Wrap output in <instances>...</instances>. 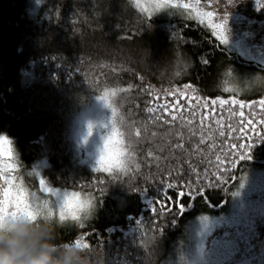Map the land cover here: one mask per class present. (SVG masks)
<instances>
[{
    "label": "trees",
    "instance_id": "1",
    "mask_svg": "<svg viewBox=\"0 0 264 264\" xmlns=\"http://www.w3.org/2000/svg\"><path fill=\"white\" fill-rule=\"evenodd\" d=\"M256 72H264V65L228 49L201 23L181 15L148 19L131 0H0V132L15 139L21 169L29 170L46 158L47 164L41 165L45 182L90 194L94 200L91 218L83 227L75 223L57 227L52 243L77 238L85 249L79 264H163L177 258L187 240V223L200 215L229 211L242 176L264 166V139L257 143L264 138L259 135L264 125H253L257 135L248 133V141L254 143L250 159L240 161L242 152L227 154L226 145L244 141L220 137L219 130L227 133L226 127L212 123L211 130L199 131V121L209 115L211 104L196 110L197 131L191 136L165 110L159 115L169 124L152 123L156 114L146 109L175 105L177 100L188 108L190 101L181 95L165 93L178 89L202 100H239L246 117L255 111L259 121L264 117L259 104L255 109L248 104L264 99V86L252 91L231 87L235 75L247 78ZM128 86L130 93L116 97L114 103L130 121L147 123L148 135L142 133L125 172H94L78 158L70 119L104 87ZM225 87L233 91L225 93ZM229 107L237 114L241 111L229 105L221 112L217 104L212 120L227 124ZM192 118L190 111L184 113V120ZM169 127L173 135L165 138ZM176 133H183L184 139ZM181 143L183 148H174ZM179 192L186 195L178 196ZM200 192L204 196L194 199L193 209L180 214L177 201L187 206ZM144 197L155 205L143 206ZM225 198L219 210L209 206H218ZM161 201L166 207L160 206ZM93 230L109 239L87 235Z\"/></svg>",
    "mask_w": 264,
    "mask_h": 264
},
{
    "label": "rangeland",
    "instance_id": "2",
    "mask_svg": "<svg viewBox=\"0 0 264 264\" xmlns=\"http://www.w3.org/2000/svg\"><path fill=\"white\" fill-rule=\"evenodd\" d=\"M131 1L147 16L148 12H153L152 16L161 18L181 15L189 19L190 13L184 9L167 8L155 12L156 0H139V7L134 0ZM185 2L193 4V7L200 11L214 13L213 16L204 17V23L201 24L212 34L215 32L213 35L228 49L248 61L264 65V0ZM216 25L222 27L217 28ZM262 73L250 74L247 78L235 75L236 84L231 87L252 91L255 86H264ZM242 83L245 86H242ZM109 115L110 110L101 108L93 98L70 119L69 131L75 140L78 158L91 168L96 146L100 143V137L107 132V129L100 127V123H106ZM90 123L92 131L91 135H88ZM45 159H38L29 170H23L19 166L17 173L18 178L23 179L24 186L29 191L36 192L38 196L41 195L38 181L43 178L41 165L47 164ZM34 169L39 176L28 175ZM251 171L252 175L245 173L234 188L233 193L236 195L231 198L229 211L192 218L187 223V240L178 257L169 258L163 264H264V166L254 167ZM29 183L35 184V189L31 188ZM242 183L243 186H240ZM46 186L52 187L47 182ZM87 195L93 199L92 195Z\"/></svg>",
    "mask_w": 264,
    "mask_h": 264
},
{
    "label": "snow or ice",
    "instance_id": "3",
    "mask_svg": "<svg viewBox=\"0 0 264 264\" xmlns=\"http://www.w3.org/2000/svg\"><path fill=\"white\" fill-rule=\"evenodd\" d=\"M134 3L139 7V0H134ZM199 3V0H197ZM184 9L190 13L189 19L197 20L200 23H204V17L213 16L214 13L211 11H200L193 7V4L185 2V0H156L155 12L161 9ZM147 11V9H145ZM154 13L148 12V19L152 17ZM215 27L220 28L221 25H216ZM215 35V32L213 33ZM226 42V41H225ZM182 61H178V64ZM101 68L107 67V65H100ZM188 65L184 64V68ZM181 73L177 71L176 76ZM258 79V78H257ZM99 84V80H98ZM190 87V86H186ZM150 88V86H149ZM148 91L149 89H145ZM131 91V86L128 87H104L101 94L97 95L98 98L102 99L105 105L110 109L111 115L116 116L118 107L114 103V99L121 95H127ZM155 91V90H152ZM225 93L233 91L228 87L223 89ZM166 94L169 95H181L184 100L190 101L188 108H182L180 106V101L177 100L175 105H170L168 103L164 104H154L152 107L146 109L149 114H156L151 122L155 123L161 120L163 124H169L168 120H163L159 115V110H165L166 113L171 114V121L176 122L181 121L182 128L187 130V133L195 135L197 129L194 127L197 122L195 116L197 115L198 109H208L209 104L212 108L209 110V115L202 117L199 121V131L201 134L205 130H211L212 123L219 125L220 128H227V133L223 130H219V136L224 137L226 140L236 138L237 141H244L243 143L237 142L234 144H227V154H234L237 150L241 151L242 154L239 155V160L243 161L250 159L248 153L250 148L254 143L248 141V133L257 135L254 124L264 125V117L259 121L255 119L256 112H250L246 114L244 112L245 105L239 100H227V99H216V100H202L196 96H188L187 91L181 92L178 89L165 90ZM158 98V97H154ZM194 101V102H193ZM219 104L221 112H223L225 106H239L241 111L237 114L232 107L228 108V123L225 124L223 119L212 120L213 117L217 115L216 106ZM259 104V111L264 112V99L259 101L249 103L248 107L255 109V105ZM191 112L192 119L184 120V113ZM132 114L129 113V116ZM237 116L239 120L237 122ZM121 127L117 128L115 124H112L111 131L104 136L103 139V149L102 151L94 156V164L92 165V170L94 172L102 173H122L125 172L136 155V147L141 142L142 133L144 136L148 135L149 125L142 121H130L125 116H120ZM208 121L209 123H205ZM137 125H140L139 127ZM122 129V130H121ZM92 125H88V133L91 134ZM239 132L240 136L236 137V133ZM152 137L156 135L153 132ZM173 135L172 127H169L168 131L164 133V137L167 138ZM176 135L184 139L183 133H176ZM264 137V133L259 134ZM264 138H261L257 143ZM200 143H205L202 138ZM160 150L163 151V146ZM184 144H177L174 148H183ZM223 147V146H222ZM247 149V151H243ZM151 155V153L149 154ZM219 160V158H218ZM137 168L140 167L139 164L136 165ZM19 162L18 158L13 155L10 141L7 137L0 136V221H3L8 216H16L17 214H23L28 218L35 220L38 215L47 214L49 216L55 214L59 217L61 221L70 219L75 224L83 227L84 221L89 219V214L84 212L85 209L93 206V199L89 195L84 194L80 191H68L60 190L54 187L46 186L45 180L41 177L38 181L40 196L36 192H31L24 186L22 178H18L17 173L19 172ZM194 171L193 169H189ZM29 176L36 175L39 173L34 169L33 172L28 173ZM243 186V183L240 184ZM169 188L174 187V185L169 184ZM186 195L184 192H179L178 196ZM236 195V193H233ZM178 208L180 207L179 201H177ZM162 208L166 207L163 201L160 202ZM11 208V211H9ZM171 210L170 208L168 209ZM152 212H155V208H152ZM78 243V241H77Z\"/></svg>",
    "mask_w": 264,
    "mask_h": 264
},
{
    "label": "clouds",
    "instance_id": "4",
    "mask_svg": "<svg viewBox=\"0 0 264 264\" xmlns=\"http://www.w3.org/2000/svg\"><path fill=\"white\" fill-rule=\"evenodd\" d=\"M95 99L101 108L110 110L98 96ZM120 116L119 110L115 117L110 112L107 122L101 121L100 127L107 129V132L100 137L96 155L102 151L104 136L111 131L112 124L117 128L121 127ZM0 136L7 137L13 155L18 157L15 139L7 132H0ZM93 210L94 204L81 212V215L87 212L91 218ZM67 223L74 222L70 219L61 221L55 214L38 215L35 220L23 214L6 217L0 221V264H79L80 254L85 249L76 243L77 238L62 242L61 245L52 243L55 229Z\"/></svg>",
    "mask_w": 264,
    "mask_h": 264
},
{
    "label": "water",
    "instance_id": "5",
    "mask_svg": "<svg viewBox=\"0 0 264 264\" xmlns=\"http://www.w3.org/2000/svg\"><path fill=\"white\" fill-rule=\"evenodd\" d=\"M261 162L264 163V159L261 160ZM198 196H202V197H203V196H204V193H202V192H200V193H196V194L193 195V197L191 198L189 205H187V206H180V207H179V209H180V214L190 212V211L193 209L194 199H195L196 197H198ZM205 200H206V202H207V199H205ZM226 202H227V199L225 198V199L223 200V202H222L220 205H218V206H212V205H210L209 203H208V204H209V206H210L211 208L216 209V210H219L223 205L226 204ZM141 203L143 204V206H147V205H155L154 202H149V201H147V199H146L145 197L142 199ZM115 229H116L118 232H121V233L124 232L122 229H120V228H118V227H115ZM127 232H128V231H127ZM127 232H126V233H127ZM91 234H96V235L98 236L99 240H101V241H103L104 239H105V240H108V239H109L108 236L101 237V233H100L99 231H97V230H93V231L87 233V235H91Z\"/></svg>",
    "mask_w": 264,
    "mask_h": 264
},
{
    "label": "flooded vegetation",
    "instance_id": "6",
    "mask_svg": "<svg viewBox=\"0 0 264 264\" xmlns=\"http://www.w3.org/2000/svg\"><path fill=\"white\" fill-rule=\"evenodd\" d=\"M179 209V208H178ZM180 210V209H179Z\"/></svg>",
    "mask_w": 264,
    "mask_h": 264
}]
</instances>
